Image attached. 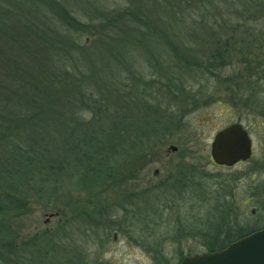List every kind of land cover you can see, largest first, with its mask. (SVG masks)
I'll list each match as a JSON object with an SVG mask.
<instances>
[{
    "label": "trees",
    "instance_id": "trees-1",
    "mask_svg": "<svg viewBox=\"0 0 264 264\" xmlns=\"http://www.w3.org/2000/svg\"><path fill=\"white\" fill-rule=\"evenodd\" d=\"M216 2L127 0V8L107 11L91 0H0V264H36L21 253L11 256L10 263L1 256L14 250L16 227L25 221L29 204L46 192L58 199L73 189L88 200L66 201V206L83 203L81 213L92 220L97 205L90 201L93 193L121 190L137 181L155 155L160 156L155 144L178 122L161 103L136 110L133 106L148 94L135 84L123 91L111 84V77L120 80L115 74L119 68H110L105 80L97 79V51H82L81 39L97 36V50L111 51L108 60L128 68L125 60L114 59V53H123L134 41L144 43L153 32L166 37L174 17L183 30L207 33L204 52L210 60L204 68L196 57L203 51L188 55L169 44L177 64L211 72L228 51L225 32L230 21ZM77 12L84 19L75 16ZM165 90H171L169 82ZM115 95L118 99L113 101ZM176 176L168 184L172 194L193 191V209L210 205L211 217L196 236L204 252L222 250L263 228L240 222V203L233 194L240 176H217L215 190L193 185V178L183 171ZM134 194L130 198L138 197ZM143 203L151 213L152 203ZM135 221L139 234L130 237L134 242L157 225L150 216Z\"/></svg>",
    "mask_w": 264,
    "mask_h": 264
},
{
    "label": "rangeland",
    "instance_id": "rangeland-1",
    "mask_svg": "<svg viewBox=\"0 0 264 264\" xmlns=\"http://www.w3.org/2000/svg\"><path fill=\"white\" fill-rule=\"evenodd\" d=\"M91 1L107 11L129 6L127 0ZM216 5L230 21L225 32L228 51L221 66L214 65L211 72L177 64L174 51L168 45L177 47L178 52L186 50L188 55L204 52L207 33L183 30L174 17L170 18L166 37L153 32L144 43L134 41L123 53L122 50L114 53L115 60H125L131 65L128 68L111 63L108 60L111 51L97 50V36L81 39L82 51L90 54L97 51V79L105 80L110 68L115 72L119 68L115 74L121 83L111 77V84L120 91L126 85L135 84L148 94L143 97L144 101L139 100L133 106L136 110L145 109L143 104L161 103L178 122L170 134L155 144L160 156L154 153L153 163L137 181L127 183L121 190L97 189L93 193L90 201L97 205L92 210V220L87 221L86 213H81L83 203L66 206V201L85 203L88 200L81 198L84 193L73 189L58 199L44 192L40 201L29 204L25 221L16 227L14 236L19 234V238L14 237L11 244L14 250L1 255L7 262H11V256L21 253L36 264H178L180 253L204 252L206 249L196 236L211 217L210 205L208 202L197 204L193 209V191L186 190L188 193L183 192L184 195L179 191L171 193L168 184L180 171L193 178V185L203 184L212 190L217 187V176L239 174L233 194L240 203L237 210L240 222L264 227V0H217ZM74 15L84 19L80 12ZM190 22L193 21L188 18ZM205 53L196 57L208 68L210 60ZM168 82L169 92L165 90ZM159 88H162L161 94L157 92ZM117 99L115 95L113 101ZM236 123L248 131L253 155L236 167H219L211 159V144L219 131ZM171 147L177 151L173 152ZM132 193L138 197L130 198ZM209 194L205 191V196ZM143 202L152 203L151 213H148L149 204ZM148 216L157 219V225L136 238L137 242L132 241L130 237L139 234L135 218Z\"/></svg>",
    "mask_w": 264,
    "mask_h": 264
},
{
    "label": "water",
    "instance_id": "water-1",
    "mask_svg": "<svg viewBox=\"0 0 264 264\" xmlns=\"http://www.w3.org/2000/svg\"><path fill=\"white\" fill-rule=\"evenodd\" d=\"M171 150L175 152L177 148ZM252 155V139L240 123L219 131L211 144V159L219 167H235L250 160ZM179 264H264V228L222 250L186 256Z\"/></svg>",
    "mask_w": 264,
    "mask_h": 264
},
{
    "label": "flooded vegetation",
    "instance_id": "flooded-vegetation-1",
    "mask_svg": "<svg viewBox=\"0 0 264 264\" xmlns=\"http://www.w3.org/2000/svg\"><path fill=\"white\" fill-rule=\"evenodd\" d=\"M192 255H193L192 253H189V254H188V253L185 252L184 254L180 253L179 256H192ZM181 260H182V259H180V261H181ZM180 261H179V262H180ZM179 262H178V264H179Z\"/></svg>",
    "mask_w": 264,
    "mask_h": 264
}]
</instances>
